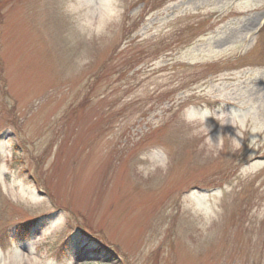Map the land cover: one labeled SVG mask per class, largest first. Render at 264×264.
Listing matches in <instances>:
<instances>
[{"label": "rangeland", "instance_id": "rangeland-1", "mask_svg": "<svg viewBox=\"0 0 264 264\" xmlns=\"http://www.w3.org/2000/svg\"><path fill=\"white\" fill-rule=\"evenodd\" d=\"M119 2L0 0V262L264 264V0Z\"/></svg>", "mask_w": 264, "mask_h": 264}, {"label": "clouds", "instance_id": "clouds-1", "mask_svg": "<svg viewBox=\"0 0 264 264\" xmlns=\"http://www.w3.org/2000/svg\"><path fill=\"white\" fill-rule=\"evenodd\" d=\"M63 12L71 24L67 39L72 44L83 41L105 46L112 39L122 18L119 0H63ZM91 62L92 58L83 50L74 60L77 70L83 69ZM221 145L222 141H218L217 146ZM233 146L238 148L240 145L233 141ZM167 165L168 158L164 155L159 159L158 166L166 170ZM0 264L9 262L2 261Z\"/></svg>", "mask_w": 264, "mask_h": 264}, {"label": "trees", "instance_id": "trees-1", "mask_svg": "<svg viewBox=\"0 0 264 264\" xmlns=\"http://www.w3.org/2000/svg\"><path fill=\"white\" fill-rule=\"evenodd\" d=\"M188 29H190V28H188ZM135 64L136 63H134L133 65H135ZM31 225H33V224H29L26 227L25 226H20L18 229H15L16 232H14L13 241L16 242V243H18L19 239H20V242L27 241L28 240L27 233L29 234L30 229H32V227H33ZM7 238H9V237H7ZM87 242H89V241H87Z\"/></svg>", "mask_w": 264, "mask_h": 264}, {"label": "bare ground", "instance_id": "bare-ground-1", "mask_svg": "<svg viewBox=\"0 0 264 264\" xmlns=\"http://www.w3.org/2000/svg\"><path fill=\"white\" fill-rule=\"evenodd\" d=\"M254 22L256 23V22H257V20H254V21H253V23H254Z\"/></svg>", "mask_w": 264, "mask_h": 264}]
</instances>
